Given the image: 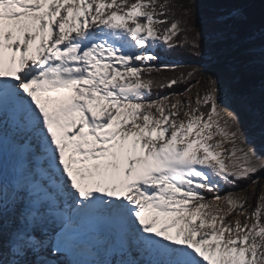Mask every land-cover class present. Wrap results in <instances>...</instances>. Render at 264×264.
Returning a JSON list of instances; mask_svg holds the SVG:
<instances>
[{"label":"snow or ice","instance_id":"6c2138e0","mask_svg":"<svg viewBox=\"0 0 264 264\" xmlns=\"http://www.w3.org/2000/svg\"><path fill=\"white\" fill-rule=\"evenodd\" d=\"M176 7L0 0V117L11 118L15 154L11 186H0V264H65L73 217L86 211L153 249V264H264V194L250 214L247 197L218 194L264 171L218 81L194 101L179 98L190 88L159 95L200 69L158 66L156 48L203 56ZM246 21L241 8L221 9L211 39L264 66V27ZM204 193L227 211H211Z\"/></svg>","mask_w":264,"mask_h":264},{"label":"rangeland","instance_id":"374dc122","mask_svg":"<svg viewBox=\"0 0 264 264\" xmlns=\"http://www.w3.org/2000/svg\"><path fill=\"white\" fill-rule=\"evenodd\" d=\"M198 1L199 0H187L189 5L194 9V15L185 16L182 14V9L176 4L175 0H158V3L177 5L173 11L175 13V18L183 22L181 26L186 28L194 24L202 35V51L206 54L202 58L207 62L199 66L200 71L198 78L187 87L190 88L191 91L186 92L185 95L179 98L182 101H188L189 98L194 101L198 94L203 95L211 89L210 77H214L219 83L222 104L235 114L238 127L243 137L246 139L247 144L254 147L256 152L264 157V66L257 61L253 65H246L240 68L235 61L236 58L240 56L237 50L232 49L231 51H227L223 49L221 52H214L213 47L217 44L211 39L214 20L204 19L203 15L197 10ZM187 35L189 39H191L195 33L188 32ZM181 38L183 37L181 36ZM166 51L167 49L163 44L154 50L155 54ZM240 75L262 79L257 88L252 90L246 98H239L235 92V85ZM185 89L177 90L176 92H185ZM159 95L162 96L165 94ZM215 139L219 140L220 137H216ZM229 147L230 145L224 144L225 149ZM252 180H258V183L253 184ZM240 182H238L236 186L228 184L222 185L218 194L223 197L226 193L233 192L247 197L248 205H251V207H248V213L250 214L255 207L256 198L264 194V171L258 172L250 179L242 180V183ZM242 189L246 191H241ZM204 195L212 205L211 211L220 215L227 211V205L223 200L214 201L210 193H204ZM219 204L222 208H219ZM220 209L224 211L220 212ZM127 242L128 244L130 243L129 241ZM128 244L122 247L123 251L119 253V255L123 256L125 264H153V262L158 259L156 254H152L150 251L149 254L141 252V255H137V257L136 252L144 248L134 242L131 250L132 253L125 254L128 250ZM117 262L120 264L118 258ZM69 263L71 264L70 259L69 261L65 260V264ZM98 264H106V262L103 258H100Z\"/></svg>","mask_w":264,"mask_h":264},{"label":"bare ground","instance_id":"6f19581e","mask_svg":"<svg viewBox=\"0 0 264 264\" xmlns=\"http://www.w3.org/2000/svg\"><path fill=\"white\" fill-rule=\"evenodd\" d=\"M0 119L4 121L3 125L0 126V186L4 189H9L13 180V163L15 160L11 137L12 121L10 116L7 115L0 117ZM219 208H222L220 204ZM226 219L234 222L235 219L243 221L244 217H237L233 213L231 216H227ZM121 230L122 235L119 237L121 239L119 245L126 246L128 244L127 241H129L128 250L125 254L132 253L133 241L125 230ZM119 240L115 239L112 229H108L107 227L98 235L95 232L87 236L76 235L73 242H67L69 254L65 260L69 261L70 259L71 264H98L99 259L103 258L106 264H118V258L120 264H125L123 256L119 255L123 251L122 248L118 250L117 245ZM149 251L152 254H156L153 249L144 248L136 252V256H140L141 252L149 254Z\"/></svg>","mask_w":264,"mask_h":264},{"label":"trees","instance_id":"16d2710c","mask_svg":"<svg viewBox=\"0 0 264 264\" xmlns=\"http://www.w3.org/2000/svg\"><path fill=\"white\" fill-rule=\"evenodd\" d=\"M175 2L179 6L182 5L184 8L191 7L187 0H175ZM197 4V10L203 15L204 19L214 20L221 9L238 7L245 12L247 16L246 24L248 26L255 29L256 31H259L261 27H264V0H227V2L226 0H199ZM175 39L179 41L182 38L181 36H178ZM213 49L214 52H221L223 49L231 51L233 48L223 46L217 43L214 45ZM156 55H158L160 58V60L157 62L158 66L182 65V71L190 70L193 66L200 69L199 66L207 62L203 58L197 59L196 57L192 56L189 52L180 48L167 50L166 52H159ZM205 55L206 54L203 53L202 57H204ZM235 61L240 68L246 66L242 63L241 56L237 57ZM165 75H173V73L166 72ZM175 75L178 76L179 71H177ZM198 75L199 71L190 79L188 83H181L178 86H174L173 89H165L159 94H166L171 91L183 90L189 87L198 78ZM261 80L262 79L257 77L240 75L235 85V92L237 96L239 98H246L252 90L257 88ZM153 95H157V93L154 92ZM240 183H242V180Z\"/></svg>","mask_w":264,"mask_h":264}]
</instances>
